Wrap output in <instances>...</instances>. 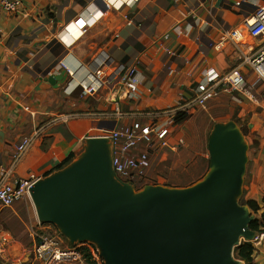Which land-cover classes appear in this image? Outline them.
Listing matches in <instances>:
<instances>
[{
	"label": "crops",
	"instance_id": "0c3cea01",
	"mask_svg": "<svg viewBox=\"0 0 264 264\" xmlns=\"http://www.w3.org/2000/svg\"><path fill=\"white\" fill-rule=\"evenodd\" d=\"M107 1L119 6L126 0ZM91 2L101 9L102 18L72 46L63 45L55 37L59 27L75 20ZM127 2L132 4V0ZM263 2L139 0L130 11H115L102 0H27L23 12H0V169H11L9 179L29 175L43 178L58 170L71 154L81 152L87 137L101 136L136 121L149 124L139 113L173 107L180 98H192L206 70L223 74L240 65L239 56L246 47L264 43V38L249 37L243 27L244 19ZM127 19L132 20L129 26ZM177 24L183 35L161 41L162 35ZM233 30L241 33L240 41L230 40ZM100 54L107 58L103 67L106 75L117 64H137L144 79L138 95L127 98L126 91L111 78L97 94L81 95L80 86L87 82L92 69L89 63ZM60 64L73 74L52 86L45 79L62 71ZM240 71L251 84L258 104L244 99L234 102L222 94L207 102L202 116L195 115L199 110L194 109L174 124L167 140L176 147L175 152L171 150L174 154L187 150L192 132L186 126L192 123L198 133L202 129L206 132L207 145L213 124L233 119L249 147L243 196L260 205L254 215L259 218L264 216L260 204L264 197V81L247 66H240ZM211 113L221 119L214 120ZM55 118L58 121H53ZM26 136L33 138L31 145L11 168L15 146ZM164 155L157 152L154 157ZM36 221L29 200L0 208V264H41L32 254L35 241L27 227ZM252 258L253 264H264V240Z\"/></svg>",
	"mask_w": 264,
	"mask_h": 264
},
{
	"label": "water",
	"instance_id": "95a60500",
	"mask_svg": "<svg viewBox=\"0 0 264 264\" xmlns=\"http://www.w3.org/2000/svg\"><path fill=\"white\" fill-rule=\"evenodd\" d=\"M66 78L62 70L45 80ZM206 148L208 166L196 181L138 189L117 177L110 140L87 137L79 155L30 187L37 221L71 247L93 245L102 264H243L234 249L255 238V217L239 202L249 147L228 120L213 124Z\"/></svg>",
	"mask_w": 264,
	"mask_h": 264
},
{
	"label": "built area",
	"instance_id": "2783aa9c",
	"mask_svg": "<svg viewBox=\"0 0 264 264\" xmlns=\"http://www.w3.org/2000/svg\"><path fill=\"white\" fill-rule=\"evenodd\" d=\"M25 1L27 0H0V12L6 14L23 12ZM102 1L115 11H130L139 2V0H132V4L129 5L126 0L124 4L115 6L114 3H109L107 0ZM102 16L101 9L91 2L76 16L75 20L60 26L55 37L63 45L70 47L83 35L85 30L90 29ZM131 24L132 20L127 19L126 25ZM243 27L249 37L264 38V2L257 4L251 17L244 19ZM171 35H183L181 26L178 24L173 26L169 32L162 35L160 40L166 41ZM241 36L238 30L229 33L230 40L234 42L240 41ZM164 49L167 54L174 55L172 50ZM106 59L100 54L90 61L89 66L92 69L88 73L87 82L80 86L81 95L88 97L97 94L110 81V78L111 82H116L117 87L126 91L127 98L132 99L138 95L144 79L137 64L135 62L129 65L117 64L110 75H106L103 70ZM239 60V66H235L223 74H219L214 69L206 70L201 81L197 84L195 95L192 98L186 100L180 98L173 107L139 113L142 118L148 120L149 124L143 125L136 121L129 126L104 132L101 137L109 139L112 144V165L117 177L135 188L143 184L150 165L151 151L159 147H166L172 151L176 149L175 146H170L167 140L175 117L187 116L194 109L205 110L209 100L222 94L228 95L234 102L244 99L252 104H258L253 88L241 73L240 66H247L256 78L264 81V43L246 47L239 56ZM60 68L66 72V75L72 76L73 72L67 69L64 64H60ZM25 110L29 109L25 107ZM118 116H122V114L118 113ZM58 119L55 118L53 121H58ZM32 139L29 136L23 137L15 146L11 168H14L29 148ZM141 145L143 150H138ZM10 175L11 169L7 171L0 169V208H9L21 200L30 201L29 189L38 180L33 175H29L26 179H9ZM27 227L30 236L35 241L32 254L41 264H62L82 260L81 254L76 249L63 246L60 234L53 225L40 224L36 221L35 224L29 222ZM263 240L264 233H258L255 234L251 243L257 247ZM2 253L3 244L1 242L0 254Z\"/></svg>",
	"mask_w": 264,
	"mask_h": 264
},
{
	"label": "rangeland",
	"instance_id": "374dc122",
	"mask_svg": "<svg viewBox=\"0 0 264 264\" xmlns=\"http://www.w3.org/2000/svg\"><path fill=\"white\" fill-rule=\"evenodd\" d=\"M209 105V104H208ZM207 108V107H206ZM199 112H195L194 114H205L206 112L201 109H197ZM196 111V110H195ZM205 112V113H202ZM193 114V115H194ZM212 114V113H211ZM214 120L221 119V117H216L219 115L212 114ZM190 132H192L191 139L189 140V147L187 150L177 151L175 154L171 151V149L166 147H159L154 148L151 151L150 155H154L157 152H161L165 154L164 157H151L152 160L150 162L149 168L146 172V178L143 181V185L145 184H163V185H170V182L175 181L178 183L177 187H184L185 183H192L199 179L204 172L206 171V164L208 161V153L206 148V132L202 129L201 134L198 133V127L192 123L186 126ZM201 135V137H200ZM84 144V143H83ZM184 147V146H183ZM176 150V149H175ZM189 150V151H188ZM82 151V150H81ZM80 153V152H79ZM76 154L74 158L79 155ZM189 154V155H188ZM73 158V159H74ZM187 184V185H189ZM140 186L138 189H140ZM62 240L63 246L71 247L68 243V240L65 239L63 236L60 235ZM71 248H74L78 251L79 248H88V250L92 253L94 259L98 261L99 264L101 260L98 257V252H94L91 244L89 243H76ZM79 252V251H78ZM80 253V252H79ZM244 264V262H243Z\"/></svg>",
	"mask_w": 264,
	"mask_h": 264
},
{
	"label": "trees",
	"instance_id": "16d2710c",
	"mask_svg": "<svg viewBox=\"0 0 264 264\" xmlns=\"http://www.w3.org/2000/svg\"><path fill=\"white\" fill-rule=\"evenodd\" d=\"M185 118H186V116H183V115H179V116L175 117L174 124L179 123L180 121L184 120ZM73 158H74V156L71 154L58 167V169H60V168L64 167L65 165H67L69 162L72 161ZM207 166H208V161H207V164H206V169H207ZM169 184L175 186L178 183L173 181V182H170ZM187 184H189V183H185L183 185L186 186ZM239 202L242 205L246 204L249 207V209L251 210L253 215H255L260 209V205L258 203H256L253 200H250V199H245L243 195H242V198H240ZM260 204H261V206H264V197L262 198ZM249 228L253 232H255V234L264 233V216L261 215L259 218L255 217V219L249 224ZM91 247L93 248L94 252H96L95 247L93 245H91ZM78 251L80 252L81 258L85 262V264H99L98 261H96L94 259L92 253L88 250V248H79ZM255 251H256V247L251 242H241L239 246L235 247L233 255H234L235 259H238V260L244 262V264H253L252 256H253ZM101 263H102V261H101Z\"/></svg>",
	"mask_w": 264,
	"mask_h": 264
},
{
	"label": "bare ground",
	"instance_id": "6f19581e",
	"mask_svg": "<svg viewBox=\"0 0 264 264\" xmlns=\"http://www.w3.org/2000/svg\"><path fill=\"white\" fill-rule=\"evenodd\" d=\"M129 1V0H128ZM73 37H75V35L73 34Z\"/></svg>",
	"mask_w": 264,
	"mask_h": 264
}]
</instances>
